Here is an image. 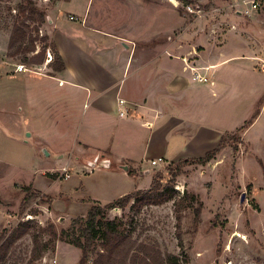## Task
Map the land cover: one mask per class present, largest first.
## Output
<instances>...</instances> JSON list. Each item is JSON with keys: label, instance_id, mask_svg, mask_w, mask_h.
Returning <instances> with one entry per match:
<instances>
[{"label": "rangeland", "instance_id": "374dc122", "mask_svg": "<svg viewBox=\"0 0 264 264\" xmlns=\"http://www.w3.org/2000/svg\"><path fill=\"white\" fill-rule=\"evenodd\" d=\"M194 1L195 5L188 4V11V5L181 0H129L140 9H135L131 17L129 10H120L111 19L114 23L129 20L136 30L142 31L150 25L153 31L155 26L159 30L161 26L176 25L169 34L173 48L179 46L185 52L195 49L205 54H244L243 65L237 71L226 66L217 73L215 95L209 93L208 98L209 123L218 121L231 130L223 135L227 145L205 164L192 159L152 167L151 184L156 181L165 186L173 180L170 199L143 206L139 211L132 209L130 203L124 210H109L106 217L119 220L138 243L157 248L163 255L178 256L179 264H264V0ZM252 1L259 3L255 10ZM22 2L0 0V235L22 223H28L34 233L53 226L59 235L62 230H69L74 219L87 214V197L82 198L84 204H75L60 196L56 185L49 196L36 198L20 213L25 196L21 188L28 186L39 171L59 168L61 155L63 160L71 159L68 171L76 174L73 180L82 174L78 167L83 158L77 160V154H71L81 105L77 106V98L76 107L71 108L65 97L70 88L58 75L51 77L54 54L50 48L45 50L40 66L22 63V55L7 56L10 31ZM33 2L37 9L54 14L55 2ZM66 6L62 13L67 11ZM64 18L61 25L56 21L55 31L49 26L54 42L60 41L63 50L72 51L75 46L97 51L98 46L104 45L99 41L102 37L81 26L79 16L65 14ZM28 24L35 26L30 21ZM39 30L38 35L33 32L36 52L44 46L39 38L47 37V47L51 43L47 22ZM160 43L157 39L151 45L129 44L141 51L153 50ZM35 54L29 53L26 58ZM249 57L253 58L245 59ZM257 110L260 112L252 125L237 134L235 130ZM46 174L57 178L59 171ZM242 195L244 200L240 203ZM39 241L41 245L48 244L39 260L30 263L35 247L31 237L24 236L2 264H78L79 250L64 240L52 241L45 233ZM101 243L100 238L94 241L88 264L101 249Z\"/></svg>", "mask_w": 264, "mask_h": 264}, {"label": "crops", "instance_id": "0c3cea01", "mask_svg": "<svg viewBox=\"0 0 264 264\" xmlns=\"http://www.w3.org/2000/svg\"><path fill=\"white\" fill-rule=\"evenodd\" d=\"M128 1L59 0L54 3V14H46L47 35L64 65L63 71H53L51 77L58 75L70 88L65 97L71 108L76 107L77 98V106L81 105L71 154L83 161L78 167L82 174L75 180L74 172L68 179L45 176L64 166L70 169L71 159L63 160L62 155L58 157L59 168L39 171L28 185L43 196H49L52 188L59 185V195L75 204H84L82 198L87 197L89 208L95 203L104 206L149 189L152 167L202 158L231 131L218 121L209 123L208 98L209 93L215 95L217 73L226 66L237 71L243 65L244 54H205L173 48L169 34L176 25H160L159 30L155 26V31L150 25L142 31L136 30L129 20L114 23V13L129 10L131 17L135 9H140ZM65 5L67 11L62 13ZM65 14L79 16L81 26L102 37L99 41L104 45L98 46L97 51L75 46L72 51L63 50L60 41L54 42L49 26L55 31L56 21L61 25ZM157 39L161 43L153 50L138 51L133 47L135 42L146 45ZM96 157L98 161L108 160L109 168L88 167ZM153 161L157 163L152 165ZM121 166H126L127 171ZM51 206L53 209V201Z\"/></svg>", "mask_w": 264, "mask_h": 264}, {"label": "trees", "instance_id": "16d2710c", "mask_svg": "<svg viewBox=\"0 0 264 264\" xmlns=\"http://www.w3.org/2000/svg\"><path fill=\"white\" fill-rule=\"evenodd\" d=\"M59 1V0H49ZM68 1V0H63ZM184 4L195 5L194 0H181ZM17 16L13 21V25L10 31L7 56L14 58L18 55H22L24 58L22 63L30 64L34 66H40L45 60V50L50 48L54 54V61L51 67L55 72L64 70L63 62L58 55L55 46L50 43V47H47V37H41L38 40L44 43L43 50L35 51V36L33 32L40 31L41 25L46 22V13L43 10L36 8L33 0H23L18 6ZM29 21L35 25L30 26ZM151 42V44H154ZM150 44V45H151ZM36 53L30 59H27L26 55ZM260 110H257L250 120L244 122V124L237 128L235 132L237 134L243 133L247 130L259 115ZM227 142L225 136H222L218 146L205 154L204 157L197 159L198 164H205L213 159L215 154L226 147ZM129 174H132L131 170H128ZM50 179H55L54 174H45ZM176 177V176H175ZM21 191L25 192V196L20 205V213L24 211L27 205L38 197H45L41 193L32 189L31 185L23 186ZM173 193V180H170L165 186L153 181L150 188L144 191H136L128 194L122 198H119L109 204L101 206L100 204H93L87 214L84 217L74 219L72 226L69 230H62L59 235L55 232L53 226L47 228L38 229L34 233L32 232L28 223L19 224L10 233L2 232L0 235V264H2L13 245L22 237L30 236L34 244V251L30 263L39 260L45 248L48 244H40V236L42 234H49L54 240H64L66 243L77 248L80 252V258L78 264H88L90 255H92V249L94 247V241L98 238L102 241L100 250L95 254V258L91 264H179V257L171 254H162L157 248L138 243L133 239L130 231L122 227V223L117 220L107 219V212L111 209L124 210L130 203L131 208L139 211L143 206L158 205L166 202L170 199ZM178 222L180 217H177ZM75 225L77 228L75 229ZM177 237L179 239V245H181L180 239V224H177ZM37 248H39L37 250ZM186 264V262H184Z\"/></svg>", "mask_w": 264, "mask_h": 264}, {"label": "built area", "instance_id": "2783aa9c", "mask_svg": "<svg viewBox=\"0 0 264 264\" xmlns=\"http://www.w3.org/2000/svg\"><path fill=\"white\" fill-rule=\"evenodd\" d=\"M251 7L255 10L259 7V3H256L255 1H252L251 3ZM186 10L188 11H191V8L188 6L185 7ZM72 19V18H71ZM48 58L50 59V56H48ZM199 81H202L201 79L198 78ZM119 103L122 105L124 104V101L123 100H120ZM124 113H120V116H123ZM158 161H161L160 159ZM156 162H151L152 165H155ZM59 176L60 178H63V179H68L70 177V173L68 171V168L67 167H63L59 170Z\"/></svg>", "mask_w": 264, "mask_h": 264}, {"label": "water", "instance_id": "95a60500", "mask_svg": "<svg viewBox=\"0 0 264 264\" xmlns=\"http://www.w3.org/2000/svg\"><path fill=\"white\" fill-rule=\"evenodd\" d=\"M110 166V162L108 160H104L103 158H101L100 161H98V158L96 157L92 162L88 163V167L90 168H109ZM121 168L124 171H127V167L126 166H121ZM244 200V196L242 195L240 198V203H242Z\"/></svg>", "mask_w": 264, "mask_h": 264}]
</instances>
